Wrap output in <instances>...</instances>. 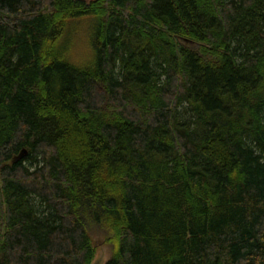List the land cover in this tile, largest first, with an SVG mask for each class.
I'll return each instance as SVG.
<instances>
[{"label":"trees","instance_id":"1","mask_svg":"<svg viewBox=\"0 0 264 264\" xmlns=\"http://www.w3.org/2000/svg\"><path fill=\"white\" fill-rule=\"evenodd\" d=\"M92 231L264 264V0H0V264H93Z\"/></svg>","mask_w":264,"mask_h":264},{"label":"rangeland","instance_id":"2","mask_svg":"<svg viewBox=\"0 0 264 264\" xmlns=\"http://www.w3.org/2000/svg\"><path fill=\"white\" fill-rule=\"evenodd\" d=\"M86 48L87 46H85L82 50L79 48L80 52L76 60H84L85 57L89 55V50ZM92 236L94 239V244L97 248V255L93 261V264H106L111 257V247L105 243L106 236L100 231H92Z\"/></svg>","mask_w":264,"mask_h":264},{"label":"water","instance_id":"3","mask_svg":"<svg viewBox=\"0 0 264 264\" xmlns=\"http://www.w3.org/2000/svg\"><path fill=\"white\" fill-rule=\"evenodd\" d=\"M25 154H26V150H24L23 154H21V155L19 156V159H20L21 157H23V155H25Z\"/></svg>","mask_w":264,"mask_h":264}]
</instances>
